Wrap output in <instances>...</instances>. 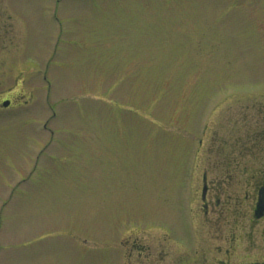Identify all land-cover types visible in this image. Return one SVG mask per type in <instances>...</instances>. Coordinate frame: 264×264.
Masks as SVG:
<instances>
[{"label": "rangeland", "instance_id": "rangeland-1", "mask_svg": "<svg viewBox=\"0 0 264 264\" xmlns=\"http://www.w3.org/2000/svg\"><path fill=\"white\" fill-rule=\"evenodd\" d=\"M224 156L254 192L264 0H0V264L204 261Z\"/></svg>", "mask_w": 264, "mask_h": 264}, {"label": "flooded vegetation", "instance_id": "flooded-vegetation-1", "mask_svg": "<svg viewBox=\"0 0 264 264\" xmlns=\"http://www.w3.org/2000/svg\"><path fill=\"white\" fill-rule=\"evenodd\" d=\"M222 159L215 160L214 164L209 165V169L214 170L217 176L210 178L206 169L201 171L199 209L204 216L209 213L213 215V224H216L218 219L230 217L234 221L227 233L215 236L217 243L209 248L207 259L199 260V262L194 259V261L197 264H264V210L260 216L255 214L259 200L264 202V167L259 174L258 185L254 188V192L249 194L247 189L241 191L233 188V182L228 179L231 164L225 156L224 160ZM241 180L249 183L246 178ZM242 219L246 222H240ZM254 225H260V228L255 230L253 243L249 233L250 227ZM197 239L200 241V244H197L198 248L196 247L199 253L202 251L201 233H197ZM131 245L134 244L131 243Z\"/></svg>", "mask_w": 264, "mask_h": 264}, {"label": "water", "instance_id": "water-1", "mask_svg": "<svg viewBox=\"0 0 264 264\" xmlns=\"http://www.w3.org/2000/svg\"><path fill=\"white\" fill-rule=\"evenodd\" d=\"M9 103L8 100H4L2 102V106H7ZM264 202H262L261 200H259V202L257 203V207H256V210H255V214L256 216H260L261 215V212L264 210Z\"/></svg>", "mask_w": 264, "mask_h": 264}]
</instances>
